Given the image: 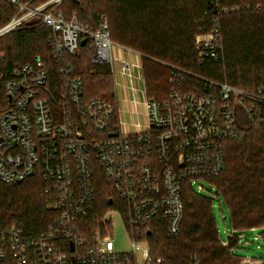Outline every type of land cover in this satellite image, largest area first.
I'll return each instance as SVG.
<instances>
[{"label": "built area", "instance_id": "2783aa9c", "mask_svg": "<svg viewBox=\"0 0 264 264\" xmlns=\"http://www.w3.org/2000/svg\"><path fill=\"white\" fill-rule=\"evenodd\" d=\"M1 2L16 12L0 27V38L41 25L54 63L36 57L15 66L0 49V184L39 177L53 213L36 233L0 224V264H164L147 240L133 238V250L118 253L107 223L104 233L96 228L91 234L84 225L97 198L98 175L111 181L129 234L128 226L162 218L177 235L185 186L226 171V142L238 135L240 109L253 113L264 106V89L246 90L172 66L168 95L150 98L141 62L115 53L106 15L91 31L76 14L65 16L63 0ZM211 23L199 26L195 37L200 64L225 59L219 16ZM88 37L92 65L107 66L115 84L132 90L129 111L144 118L136 131H123L119 101L86 95L73 57Z\"/></svg>", "mask_w": 264, "mask_h": 264}, {"label": "trees", "instance_id": "16d2710c", "mask_svg": "<svg viewBox=\"0 0 264 264\" xmlns=\"http://www.w3.org/2000/svg\"><path fill=\"white\" fill-rule=\"evenodd\" d=\"M23 1L38 4L44 0ZM226 7L237 9L223 13ZM59 9L66 17L76 14L91 31L96 29L99 17L106 15L111 39L144 55L150 98L168 95L172 66L242 89H264V0H63ZM15 12L12 4L1 2L0 27ZM215 16H219L223 33L225 60L200 64L195 37L199 26L209 28ZM0 49L7 50L15 66L36 57L54 63L47 31L41 25L6 34L0 38ZM93 51V40L88 37L73 57L76 73L84 80L88 97L116 103L114 76L107 66L92 65ZM97 70L110 75L111 97L96 93L104 88ZM240 110L238 135L226 142V171L208 179L218 187L220 199L230 209L234 232L228 245L219 235L211 199L197 194L188 184L183 195L185 215L177 235L170 234L162 218L128 226L131 237L147 240L152 255L162 258L164 264H241L243 259L231 253L241 238L235 229L264 228V106L259 104L253 113ZM116 124L118 128V116ZM43 187L39 177L0 184V224L17 225L34 233L44 229L53 213L47 208ZM96 190L97 198L84 224L89 229L97 225V215L102 219L116 202L112 183L102 172Z\"/></svg>", "mask_w": 264, "mask_h": 264}, {"label": "rangeland", "instance_id": "374dc122", "mask_svg": "<svg viewBox=\"0 0 264 264\" xmlns=\"http://www.w3.org/2000/svg\"><path fill=\"white\" fill-rule=\"evenodd\" d=\"M118 52L120 54L122 52V56L124 55L127 58H131L130 60H132L133 58L134 60H137L138 63L141 62L142 65L144 64V55L139 51L127 48L121 44L116 43L115 53L118 55ZM97 72L99 77L103 79L104 88L96 93L102 96L111 97L113 86L111 77H109L110 75H106L104 71L97 70ZM115 92L116 101H119L120 108L122 107L121 119L123 131H136V123L144 122V118L143 116L139 117L129 111L130 109L133 110L134 105V103L132 102V98L134 97L132 90H126L121 83H118L116 84ZM143 96L144 95L142 93L136 94V97L139 100H144L145 97ZM124 110L127 111L124 112ZM194 188L197 194L211 199L213 210L217 219L219 235L222 240L225 241L226 245H228L229 237L231 234H233L234 228L227 202L223 198L220 199L221 194L219 193L218 187L210 180L202 179L198 183L195 182ZM96 220L97 225L94 228L90 229L91 234L94 233L96 228L97 231L101 230L102 233H104V231L106 230L105 223H107L108 227L106 233L114 238L116 252L128 253L133 250V238L128 232L127 225L124 221V214L120 208L116 207V204H114V206H112L108 211H106L105 214H103L102 219H100L99 215H97ZM235 233L240 234L241 238L238 245L233 248L231 252L232 255L238 256L243 259L241 264H264V228H251L246 230L235 229ZM141 241L142 239H137V242L140 243Z\"/></svg>", "mask_w": 264, "mask_h": 264}, {"label": "crops", "instance_id": "0c3cea01", "mask_svg": "<svg viewBox=\"0 0 264 264\" xmlns=\"http://www.w3.org/2000/svg\"><path fill=\"white\" fill-rule=\"evenodd\" d=\"M122 54H123L122 52H121V54L118 52V55L122 56ZM125 57H126V56H125ZM129 59H131V58H129ZM131 61H133V62H137V60H134L133 58H132ZM119 79L123 81V80H124V77H119ZM118 103H119V102H118ZM119 108H120V104H119ZM121 109H122V107H121Z\"/></svg>", "mask_w": 264, "mask_h": 264}, {"label": "water", "instance_id": "95a60500", "mask_svg": "<svg viewBox=\"0 0 264 264\" xmlns=\"http://www.w3.org/2000/svg\"><path fill=\"white\" fill-rule=\"evenodd\" d=\"M85 42H86V40H83V41L81 42V44L84 45ZM109 203L112 204V203H113V199H110Z\"/></svg>", "mask_w": 264, "mask_h": 264}]
</instances>
